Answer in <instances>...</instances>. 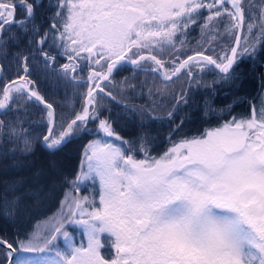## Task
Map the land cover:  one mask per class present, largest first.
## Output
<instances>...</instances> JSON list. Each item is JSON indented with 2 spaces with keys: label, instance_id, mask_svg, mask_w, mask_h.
Instances as JSON below:
<instances>
[{
  "label": "snow or ice",
  "instance_id": "snow-or-ice-1",
  "mask_svg": "<svg viewBox=\"0 0 264 264\" xmlns=\"http://www.w3.org/2000/svg\"><path fill=\"white\" fill-rule=\"evenodd\" d=\"M43 7L44 0H0V57L9 64L12 57L28 74L37 56L50 69L64 55L69 62L53 70L54 83L79 86L72 81L87 69V92L79 111L58 114L28 89L25 98L46 110V131L0 118V217L14 221L29 202L68 182L65 151L85 137L92 139L70 183L78 194L81 185L98 182L99 204L95 195H65L60 215L43 231L0 237V264H264V0H55L46 22ZM193 25L201 41L187 54ZM124 65L136 71L114 91L113 71ZM139 72L151 75V84L138 81ZM178 80L187 91L173 89ZM246 80L258 82V94L248 115H233L248 99L239 95ZM12 83L0 89V117L19 99L9 92L23 85ZM221 94L230 101L218 104ZM137 96L147 102L126 103ZM112 102L121 108L117 119L103 115ZM181 106L194 108L177 121ZM194 112L209 127L188 137L183 128ZM120 118L138 121L134 138L113 126ZM165 121L171 146L155 158L150 125ZM68 225L81 229L86 244L74 243ZM106 246L113 254L102 253Z\"/></svg>",
  "mask_w": 264,
  "mask_h": 264
},
{
  "label": "trees",
  "instance_id": "trees-1",
  "mask_svg": "<svg viewBox=\"0 0 264 264\" xmlns=\"http://www.w3.org/2000/svg\"><path fill=\"white\" fill-rule=\"evenodd\" d=\"M253 2L259 5L260 0H253ZM49 3L54 4L55 0H44L45 7L41 9L42 22H46V18L50 17L54 11L53 8L48 7ZM256 10L258 11L259 9L257 8ZM199 41H201L200 29L199 27L193 25L188 29L187 42L185 43L183 50L187 54H191V50L196 48ZM12 51L15 52L16 50L13 49ZM60 51V49H53L52 54L57 55V53ZM24 54H28L27 50L24 51ZM84 55H86V53ZM9 60L11 61L10 64L9 61H6L0 57V64L4 65L5 68V71L0 72V89H3L8 84V82H12L24 74L22 71V64L20 68H17L15 59L10 57ZM42 61L43 58L37 56V61L34 65L35 71L30 69L28 73L27 79L28 81H31L29 82L31 89L39 91L49 103H52L58 114L60 112L67 114L73 110L79 111L83 103V95L87 92V69L83 72L78 70L76 75L81 79L72 81L73 85L79 86L68 87L66 89L63 83L59 85L54 83L56 77L53 75V70L55 72H61L60 66L69 62L67 58L64 55H57L56 63L51 65L50 69H45L43 67ZM80 63L82 66L84 65L83 61ZM134 71L136 70L128 65L119 67L113 74L115 77L113 85H109V87H112L114 91H119V88L115 87V85L121 84V82H123L126 77H133ZM145 79H148L151 84V75L139 72L138 81H143ZM134 82L137 81L134 80ZM182 86H184L185 91L188 90L185 80H178L173 85V89L178 93ZM258 90V82L246 80L239 90V95L242 98L248 99L246 102L237 103L234 106L233 115H248L250 113V103L252 102L251 98L257 96ZM192 91L196 94V99L199 100L200 92L196 91L195 86L192 87ZM2 95V92H0V100H2ZM27 95L28 94L24 93L23 91L13 92L11 97H19V99L15 103L10 100L9 107L11 112L8 116L0 118L5 120L15 119L25 127L31 124L33 125L32 129H30L32 131H46V129L41 127L42 123L47 122L46 117L43 120L41 119V113L46 112L44 106L39 104L38 101H35V99L27 100L25 98ZM230 99L231 97L226 98L221 94L217 97V103H227L230 101ZM129 102L134 105H139L147 102V96H137L136 99L132 101H126V103ZM172 103L173 101L168 99L165 103V108H171ZM108 108L111 109L110 113L107 111ZM193 108L194 106H181V110L176 113V120L179 121L180 117L184 115L185 111L193 110ZM102 111L104 116L110 115L112 119H117V113L121 111V108L120 106L116 105L115 102H112L111 104L105 105ZM215 123V121H211L212 126H215ZM137 124L138 121L132 118L127 120L120 118L113 126L124 139L130 140L136 135ZM150 127L153 135L156 137L154 145L150 146V155L152 157L161 156L171 146L168 140V133L170 130L169 124L167 121L163 123L153 122ZM208 127L209 122L202 121L199 118V114L194 112L193 118L185 122L183 133L184 135L191 137L193 135L202 134L203 131ZM91 139L92 137L79 139L70 146L71 150L66 149L64 155L68 156L69 159L66 162L64 174L69 178L68 182H60V184L57 185L55 191L45 197L42 201L38 203L29 202L28 211L24 212L14 221L0 217V237L8 241H14L17 239V237L25 238L35 231L36 226L40 221L47 219L53 213H55L69 188L70 181L75 174L77 166L82 160L83 149ZM178 139L179 137H173V140ZM125 148H127V145H125ZM141 153L143 152H136L135 155L140 156ZM61 158L63 159V156ZM37 163H39V154L37 156ZM2 258V253H0V259Z\"/></svg>",
  "mask_w": 264,
  "mask_h": 264
},
{
  "label": "rangeland",
  "instance_id": "rangeland-1",
  "mask_svg": "<svg viewBox=\"0 0 264 264\" xmlns=\"http://www.w3.org/2000/svg\"><path fill=\"white\" fill-rule=\"evenodd\" d=\"M113 143L119 145L120 142L119 141H115L113 139L112 141ZM163 155V154H162ZM160 156H157L155 158H159ZM137 159H143L144 158V153H141L140 156H136ZM98 192H99V184L98 182L96 184H93L91 181L87 182L85 185H81V191L77 194L75 191V188L72 186V184H69V188L66 192L65 195H88V196H92L95 195L96 197V204H99V196H98ZM65 198V196H64ZM64 198L62 200V202L64 201ZM62 202L59 206V208L55 211V213H53L50 217H48L47 219H44L42 221H40L38 223V225L36 226L35 231L40 230L43 231L44 229H46L48 227L49 221H51L54 217H58L61 213L62 210ZM63 211H67L66 208L63 209ZM67 230L69 231V234L73 237V241L74 243H76L77 245H79L81 242L86 244V237L81 235V229L76 227V226H72V225H68L67 226ZM60 246L63 247V237L60 238ZM102 253L106 256L113 254L112 250L109 247H105L104 249L101 250Z\"/></svg>",
  "mask_w": 264,
  "mask_h": 264
},
{
  "label": "water",
  "instance_id": "water-1",
  "mask_svg": "<svg viewBox=\"0 0 264 264\" xmlns=\"http://www.w3.org/2000/svg\"><path fill=\"white\" fill-rule=\"evenodd\" d=\"M129 66H131V65H129ZM115 70V69H114ZM114 72V71H113ZM23 77H24V79H16V80H14V81H12V82H14V83H12V85H11V87L12 88H16V87H19L20 85H23V87L22 88H20V89H22L25 93H27L28 94V89H31V87H30V83H28V81H27V74H25L24 73V75H23ZM11 90H10V92H9V95H10V97H11ZM34 98V97H33ZM35 99V98H34ZM8 103V106L10 105V101H8L7 102Z\"/></svg>",
  "mask_w": 264,
  "mask_h": 264
}]
</instances>
